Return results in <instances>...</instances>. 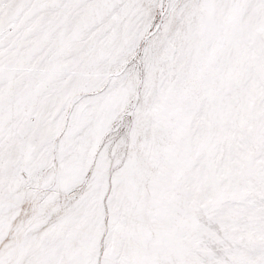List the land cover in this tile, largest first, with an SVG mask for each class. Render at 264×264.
Instances as JSON below:
<instances>
[{
  "label": "snow or ice",
  "instance_id": "6c2138e0",
  "mask_svg": "<svg viewBox=\"0 0 264 264\" xmlns=\"http://www.w3.org/2000/svg\"><path fill=\"white\" fill-rule=\"evenodd\" d=\"M0 264H264V0H0Z\"/></svg>",
  "mask_w": 264,
  "mask_h": 264
}]
</instances>
